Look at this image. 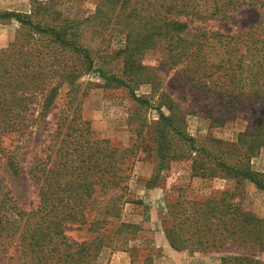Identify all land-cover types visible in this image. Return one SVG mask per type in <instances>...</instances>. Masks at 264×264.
Listing matches in <instances>:
<instances>
[{
    "label": "trees",
    "instance_id": "trees-1",
    "mask_svg": "<svg viewBox=\"0 0 264 264\" xmlns=\"http://www.w3.org/2000/svg\"><path fill=\"white\" fill-rule=\"evenodd\" d=\"M95 4V11L82 22L57 12L52 17L51 12L42 15L37 8L31 14L0 12V21L15 20L29 29L27 35L0 48V154L15 174L20 151L34 129L59 108V90L75 88L82 76L95 69L92 50L82 41V24L104 40L122 38L124 75L97 71L105 86L126 88L139 105H149L150 100L135 93L134 83L150 80L140 79L145 67L132 55L147 49L159 52L173 66H183L214 99L240 107L252 101L264 104V16L232 34L206 28V23L228 21L243 9H264V0H96ZM158 99L159 118L148 134H155L152 143L163 168L176 152L172 143L192 150L196 141L174 120L176 103L171 97L162 92ZM162 105L171 114H165ZM63 107L54 131L44 134L29 162L37 207L21 208L0 175V264H99L104 249L121 248L136 239L138 225L121 220V211L127 170L139 147L113 146L97 136L78 106ZM240 136L246 149L241 160L231 164L218 160L211 163L215 166L209 173L206 163L197 162L202 169L197 175L220 172L238 184L249 182L264 191V173L249 164L264 147V119L254 132ZM236 199L235 191L225 190L204 201L188 202L184 209H179L181 203H169L172 225L166 237L171 248L182 252L188 245L193 252L218 251L231 244L264 251V219L245 211ZM72 232L90 236L74 237ZM222 261L261 264L250 255L228 254Z\"/></svg>",
    "mask_w": 264,
    "mask_h": 264
},
{
    "label": "rangeland",
    "instance_id": "rangeland-1",
    "mask_svg": "<svg viewBox=\"0 0 264 264\" xmlns=\"http://www.w3.org/2000/svg\"><path fill=\"white\" fill-rule=\"evenodd\" d=\"M95 2L0 0V12L31 14L37 8L42 15L51 12L52 17L57 12L63 18L82 22L95 11ZM263 16L264 9H243L235 12L228 21L206 23V28L232 34L255 24ZM81 31L84 45L92 50L95 69L82 76L75 88L65 86L59 90L57 104L60 106L51 110L45 123L36 127L24 144L19 154L20 169L17 174L7 166L5 156L0 154V175L7 181L17 204L26 210L37 207L38 193L28 174L31 156L42 144L44 134L54 131L59 109L72 103L73 108H80L83 118L90 121L99 138L108 139L113 146L139 147L127 170L130 176L121 211V220L138 225L134 234L136 239L121 248L104 249L99 264H132V259H135L133 264H223L222 257L228 254L250 255L264 264V251H251L228 244V250L193 252L192 247L187 245L188 248L178 252L171 248L166 237V230L172 225L169 203H181L179 209H184L189 206L188 202L204 201L225 190L235 191L236 200L245 211L264 219V191L254 188L249 182L238 184L235 179L224 177L220 172L211 177L197 175L202 171L197 162L206 163V173H209L210 168L215 166L211 163L215 164L218 160L228 164L241 160L246 149L240 135L251 134L261 124L264 104L252 101L247 107H240L214 99L205 88L194 83L195 79L183 66H173L159 52L147 49L132 55L134 61L145 67L140 72V79L150 80L134 83L135 93L150 100L149 105H139L126 88L105 86L97 71L102 69L107 74L124 75V55L119 53L123 48L122 38L104 37V40L88 32L84 24ZM28 32V28L15 20L0 21V48L7 47ZM162 92L176 103L172 112L174 120L195 139L196 149L172 143L176 152L165 160L163 168H159L160 161L152 143L155 134L148 133L150 130L154 132L152 125L159 118L156 106L160 105L158 95ZM162 106L165 114H171L165 105ZM201 148L206 149L205 154L199 152ZM249 164L253 170L264 173V147L251 157ZM72 235L79 238L90 236L85 232H72ZM135 247L137 250L133 251ZM147 251L151 261L145 260Z\"/></svg>",
    "mask_w": 264,
    "mask_h": 264
}]
</instances>
